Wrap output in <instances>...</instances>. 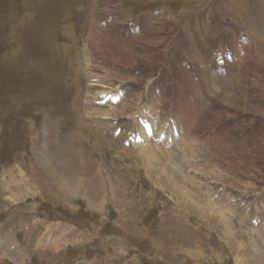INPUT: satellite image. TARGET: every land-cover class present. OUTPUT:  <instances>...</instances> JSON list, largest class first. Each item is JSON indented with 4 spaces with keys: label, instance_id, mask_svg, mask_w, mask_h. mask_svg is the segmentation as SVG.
Returning a JSON list of instances; mask_svg holds the SVG:
<instances>
[{
    "label": "rangeland",
    "instance_id": "obj_1",
    "mask_svg": "<svg viewBox=\"0 0 264 264\" xmlns=\"http://www.w3.org/2000/svg\"><path fill=\"white\" fill-rule=\"evenodd\" d=\"M0 264H264V0H0Z\"/></svg>",
    "mask_w": 264,
    "mask_h": 264
},
{
    "label": "bare ground",
    "instance_id": "obj_2",
    "mask_svg": "<svg viewBox=\"0 0 264 264\" xmlns=\"http://www.w3.org/2000/svg\"><path fill=\"white\" fill-rule=\"evenodd\" d=\"M213 38V37H212ZM153 105V104H152ZM245 105V104H244ZM151 106V105H150ZM157 110V109H156ZM151 112V111H150ZM155 115V114H154ZM138 119V118H137ZM144 122V121H143ZM173 130V129H172ZM173 133V132H172ZM125 137V136H124ZM80 142V141H79ZM185 143V142H184ZM58 144H61V143H58ZM128 144V143H127ZM64 145V144H63ZM68 147V146H67ZM66 147V148H67ZM76 147V146H75ZM84 148V147H83ZM150 148V147H149ZM152 148V147H151ZM150 148V149H151ZM156 148V147H155ZM148 149V148H147ZM129 151V150H128ZM145 151H146V149H145ZM144 152V151H143ZM119 154V153H118ZM136 154V153H135ZM138 155V154H137ZM65 156V155H64ZM155 156V155H154ZM62 157V156H61ZM83 157V156H82ZM69 158V157H68ZM79 159V158H78ZM119 159V158H118ZM80 160H82V159H80ZM52 161V160H51ZM75 161V160H74ZM158 161V160H157ZM47 162V161H46ZM49 164H50V162H48ZM45 165V168H49V167H52L53 165H52V162H51V165L52 166H50V165ZM71 164H73V163H71ZM63 166V165H62ZM65 166V165H64ZM152 166V165H151ZM158 166V165H157ZM66 167V166H65ZM76 167H77V164H76ZM175 167V166H174ZM64 168V167H63ZM96 168V167H95ZM99 168V167H98ZM157 168V167H156ZM163 168V167H162ZM180 168V167H179ZM76 169V168H75ZM94 169V168H93ZM55 170V169H54ZM57 170V169H56ZM62 170V169H61ZM66 170V169H65ZM100 170H102V169H100ZM163 170V169H162ZM181 170V169H180ZM50 171V168L47 170V173ZM70 171V170H69ZM59 172H60V170H59ZM63 172V171H62ZM57 173V172H56ZM73 173V172H72ZM77 173V174H76ZM76 173H75V176H72L74 179H72L73 180V182L71 181V179H70V177H67V175H65V174H59V173H57V185H56V187L55 188H57V189H59V190H61V191H64V190H68L69 192H70V190H72V189H79L80 187H86V184L84 183V181L85 182H87L88 180H86L85 178L84 179H82V181L80 180L79 181V173H78V171H76ZM96 173V172H95ZM172 173V172H171ZM69 174V173H68ZM74 174V173H73ZM98 174H99V172H98ZM101 174V173H100ZM95 175V174H94ZM191 175V174H190ZM96 177H97V175H95ZM99 177V176H98ZM98 177H97V179H98ZM151 177V176H150ZM154 178V177H153ZM102 179H103V181H104V178L102 177ZM112 179V178H111ZM46 181V180H45ZM88 183V182H87ZM90 184H91V182H90ZM127 186V185H126ZM99 187V186H98ZM8 189V188H7ZM85 189V188H84ZM99 189H100V187H99ZM83 189L81 188V191H82ZM102 190V189H101ZM76 192H77V190H75ZM85 191H88V188H86V190ZM99 191V190H98ZM97 191V187L95 188V187H93V193H97L98 192ZM104 191V190H103ZM111 191V190H110ZM72 192V191H71ZM141 192V191H140ZM90 193H92V184H91V188H90V191H89V194ZM99 193H100V191H99ZM94 194H92L91 196H92V201H91V204L93 205V203H94V201L96 200V197L95 196H93ZM103 196V195H102ZM84 197V196H83ZM87 197V196H86ZM95 197V198H94ZM16 198V197H15ZM153 198V197H152ZM90 201V200H89ZM99 200H98V197H97V201L96 202H98ZM186 201V200H185ZM189 204V203H188ZM192 204V203H191ZM88 205V204H87ZM89 206V205H88ZM89 207H91V206H89ZM91 210V209H90ZM170 214V213H169ZM101 220V219H100ZM228 225V224H227ZM62 234H63V232H62ZM59 235V234H58ZM69 235V234H68ZM14 247H16V246H14ZM15 249V248H14ZM17 251V250H16ZM20 254V253H19ZM49 254V253H48ZM20 256V255H19ZM256 258V257H255ZM262 258V257H261ZM259 260H260V258H259Z\"/></svg>",
    "mask_w": 264,
    "mask_h": 264
}]
</instances>
